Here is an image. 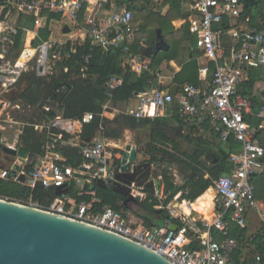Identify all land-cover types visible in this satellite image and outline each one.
Here are the masks:
<instances>
[{"label": "built area", "instance_id": "1", "mask_svg": "<svg viewBox=\"0 0 264 264\" xmlns=\"http://www.w3.org/2000/svg\"><path fill=\"white\" fill-rule=\"evenodd\" d=\"M102 4L99 0L91 3L88 0H3L0 2V13L4 6L8 5L13 8L15 14L32 15L33 26L38 29L45 23V18L41 15L43 11L60 14L63 25L67 26L76 24L83 9V22L88 27L93 44L103 49L123 44V65L135 73L149 70V62L142 55L132 54L126 45L132 41L136 31L131 25L133 10L119 6L103 13ZM242 9L241 0H193L189 3L188 30L195 37L196 48L205 59V64L200 65L198 71L204 84L182 85L177 99L169 92L152 87L136 94L135 101L121 111L137 119H154L173 113L188 126L207 125L222 141L233 134L241 148L228 155L231 172L213 180L216 204L220 208L212 212L210 217H203L199 221L188 217L181 227L176 230L167 229L166 233H162L155 226L143 227L142 221L130 209L116 211L105 206L101 211L93 210V204L98 203L100 199L93 191L86 189V185L97 180L108 183L114 181L117 172L112 165L115 154L108 150L104 139H95L82 149L84 162L77 168H72L65 164V158L55 149L62 133L73 134V122L82 125L92 119L89 112L84 113L78 120L54 116L46 122L34 124L38 130H44L46 133L47 139L42 153L37 156L29 154L25 158L16 157L14 164L9 167L0 163V178L29 188L41 185L55 189L73 183L77 188V196L87 194L91 198L78 201L68 192L61 200L58 199L57 205L39 207L32 202L28 204L129 239L153 250L173 264H264V250L244 252L234 258L237 241L227 233V221L243 228L246 226V215L250 210L257 212L264 228V213L254 196L252 183V176L263 166L264 147L255 136L264 129V100L252 111L250 100L238 93L239 86L248 78L250 67L264 68V32L255 28L240 29L235 25L234 20ZM225 19L233 24L226 31L221 28ZM15 32L14 23H9L8 20L0 21L2 53H5L7 45L12 44V35ZM222 34L233 39L228 56L220 53ZM50 48L48 42L42 44L41 52L46 50L44 72L45 63L58 58L55 53L48 58L47 51ZM27 56L28 53L25 58ZM209 61L213 62L214 67L210 72V79L207 80ZM24 63L17 67L21 69ZM35 72L41 74L38 70ZM121 82L120 77L113 76L108 79L105 93L108 99L111 98L112 90ZM6 106L8 103L5 101L0 104L1 108ZM108 108L109 102L106 101L103 109ZM44 110L49 111L47 107ZM245 116L258 118L259 122L255 126L251 125L244 119ZM53 129H57L58 133L53 132ZM17 136L15 142L10 145L14 148L19 146ZM21 177L23 181H20ZM128 187L129 194L137 200L144 201L149 195L134 183ZM158 193L159 189L152 195L158 198ZM164 226H168L167 221ZM214 233L218 235L217 239ZM192 241L196 245L195 248L188 247Z\"/></svg>", "mask_w": 264, "mask_h": 264}, {"label": "trees", "instance_id": "2", "mask_svg": "<svg viewBox=\"0 0 264 264\" xmlns=\"http://www.w3.org/2000/svg\"><path fill=\"white\" fill-rule=\"evenodd\" d=\"M112 0H106L104 8H108ZM193 0H162L159 4L151 0H114L116 5L133 10L131 25L136 29L134 38L126 45L132 54H142L146 47L145 41L152 39L156 29H159L165 42L168 45L166 50H159L155 55L150 56L149 70H143L140 74L131 71L126 65H123V44L110 49L92 43L89 36L88 27L83 25L82 9L78 15L76 26L83 25L85 37L83 40H68L63 44L53 43L47 51L48 58L53 53L58 54L54 61L52 71L46 76H38L34 72H24L16 81V86L20 82H25V87L17 94V101L30 106L33 111L30 118H26L25 124L18 135L17 144L25 149L31 155H40L46 142V133L44 130H38L34 124L46 122L50 119L45 107L52 111L55 116L62 119L78 120L84 113H91L92 119L88 123H83L79 133V143L73 144L70 141L72 135L62 133L57 141L55 149L65 158V164L72 168L80 166L84 160L82 149L93 140L95 136L107 139H116L120 136L122 128L134 130L147 129L149 140L146 144L145 152L150 156L149 162H176L178 170L183 177V184L178 185L174 182L171 175L165 170L162 171L160 183H162L163 199L159 200L152 194H149L140 205V212L135 214L142 221L145 228L158 227L162 233L167 232L164 222L175 224L181 227L192 211L203 212L205 217H210V213L218 210L220 207L215 203L216 194L213 191V180L219 176L231 172V164L227 158L229 153L240 150L241 145L230 134L225 141H222L218 134L207 125L202 127L188 126L182 123L174 116V124L180 130L184 126L189 127L190 133L195 134L190 138L193 148L190 150H181L179 146L168 141L163 133L167 127V119L157 117L154 119H137L123 113L116 116V120H109L103 116V105L106 101L112 106L124 104L138 93L144 92L156 86V70L163 61L172 60L176 57L177 47L180 45H190L192 51L190 58L185 62L180 70L175 73L174 81L199 85L197 58L201 53L196 48L195 37L188 30L187 18L183 11V4L191 3ZM3 2V0H0ZM85 5V4H84ZM166 7L163 12V8ZM15 34L12 35V44L10 49L14 50V56H17L23 46V36L26 31H33L32 15L15 14L12 7L5 5L0 13V21H6L15 16ZM45 18L42 27L36 29V35L32 40V47H39L44 42H48L51 21L61 20V16L55 12L43 11L41 14ZM237 23H244L250 28L258 31L264 30V0L257 6L243 8L238 16ZM236 23V24H237ZM179 25V26H178ZM223 30L230 28L229 20H224L221 27ZM249 28V29H250ZM150 33L152 35L150 36ZM33 34L30 36V41ZM145 40V41H144ZM145 43V46L142 44ZM6 54L0 49V67L7 63ZM13 64V62H11ZM214 67L213 62H208V77ZM248 78L241 83L238 93L248 98L255 107V100L250 92L256 80V75H263L264 71H258L255 66L248 69ZM122 78L121 84L112 90L111 98L106 97L107 81L110 77ZM180 86V85H179ZM178 86V87H179ZM180 88V87H179ZM35 118L37 121H34ZM251 125L259 122L258 118L245 116ZM207 132L204 139H200L198 134ZM264 129L256 133L261 145L264 147V140L261 139V133ZM53 132L58 133L57 129ZM197 134V135H196ZM258 134V135H257ZM113 153L119 150L112 149ZM158 156L161 159H158ZM113 168L118 171L120 160L113 159ZM254 185V196L256 199H264V174L256 173L252 176ZM69 194L78 201L89 200L90 195L83 194L77 196V188L73 183L68 185ZM86 189L93 191L100 199L98 203L93 204V210L101 211L103 207L108 206L116 211H125L123 207L124 196L114 192L111 188L98 187L96 183L87 184ZM0 198L8 199L24 205L29 202L39 207L57 205L59 200L55 196L54 187H43L36 185L29 188L20 183L3 180L0 178ZM171 201L178 203V208L169 209L167 205ZM162 205L161 209H154V206ZM158 218L161 222H155ZM163 222V224H161ZM227 233L237 241V248L233 254L237 258L244 252L253 253L264 250V228L261 226L255 232L249 233L247 226L240 228L234 223L227 221ZM217 239L218 235L214 233ZM189 248H195L192 241Z\"/></svg>", "mask_w": 264, "mask_h": 264}, {"label": "water", "instance_id": "3", "mask_svg": "<svg viewBox=\"0 0 264 264\" xmlns=\"http://www.w3.org/2000/svg\"><path fill=\"white\" fill-rule=\"evenodd\" d=\"M131 1V0H129ZM243 8L257 6L262 0H241ZM68 27L63 32H68ZM142 51L144 57H150L159 50L168 48L159 29L154 39L146 41ZM46 50L41 52L39 61L31 62V70L44 72ZM9 71H18L19 67L11 64ZM6 71L0 69V77ZM10 77V78H13ZM3 86V84H1ZM13 92H11L12 94ZM50 118L55 114L47 111ZM112 120H116L114 117ZM18 139V136H17ZM129 145L121 149L119 170L114 181L97 180L98 187L111 188L124 196L123 207L131 210V204L142 205L129 194V185L134 183L148 194L159 189L162 172L153 168L151 162L138 160V150ZM30 153L18 146L0 143V163L9 167L16 157L25 158ZM23 177L20 181H23ZM57 199H62L68 192L64 184L54 189ZM175 224H168V230H176ZM0 264H173L160 254L143 247L129 239L103 229L81 223L30 205H24L0 198Z\"/></svg>", "mask_w": 264, "mask_h": 264}, {"label": "crops", "instance_id": "4", "mask_svg": "<svg viewBox=\"0 0 264 264\" xmlns=\"http://www.w3.org/2000/svg\"><path fill=\"white\" fill-rule=\"evenodd\" d=\"M88 1H89V3H91L95 0H88ZM99 1H101L103 3L102 4L103 5V9H102L103 13H107L108 11L119 8V6H120V5L119 6L116 5L114 3V0H112L109 3L108 8H104V3L106 0H99ZM151 1L159 4L162 0H151ZM188 4L189 3L183 4V6H182L183 11L185 12V17L187 18V24H188V15H189ZM165 9H166V7H164L162 11L164 12ZM84 14H85V10H84ZM84 14H83V16H84ZM12 17H13L12 19H11V17L8 19L9 23H12V22H10V19L13 20V23H14L16 16H12ZM236 20H234L235 23H237ZM57 22H62V21L61 20L51 21L49 25L52 26L53 23H57ZM229 22H230V27H232L233 24H231V21H229ZM70 25H72V24H69L67 26L65 25V26L68 27ZM83 25H84V22H83ZM83 25L82 26L72 25L74 30L72 31L71 30L72 26H70V27H68V29H69L68 32H70V30H71V32H73V35L76 36V38L83 40L85 37V34H86L85 30L82 28ZM235 25H237V27H239L240 29H249L250 28V27H248L249 25H245L244 23H240V22L235 24ZM65 26H63V28ZM27 32L30 33V36L33 34V37H35V35H36V32H34V31L28 30V31H26V33ZM68 32H63V33H68ZM262 32H264V30ZM151 35H152V33H150V36ZM154 37H155V35L152 36V39H154ZM32 40H31V43H32ZM144 41H142V44L145 46V43H143ZM232 41H233V39L230 38L228 35H226V34L221 35L220 53H222L223 56L229 55L230 49H231L232 44H233ZM29 42H30V40H29ZM191 51H192V47L188 44L178 46L177 51H176V57L173 58L172 60L161 62L158 69L156 70V84H157L156 86H159L160 89L165 91V92L171 93L176 99L179 96V92H180L182 85H184L188 82L180 83V82L174 81L173 78H174L175 73H177L180 70L181 66L189 60ZM155 54H153V55H155ZM141 55L143 56V53ZM144 58H145V60H147L150 63V57H144ZM196 61H197V66H198V69H197V72H198L200 65L205 64V59H203L200 55ZM255 69L258 71H264V68H262V67H255ZM137 74H140V73H137ZM255 75H256V77H254V78H256V80H255L253 87L251 89V92H250L251 96L255 100V104H254L255 107H252V104H251L252 111H255L257 109V107L259 106V104L264 100V78H263V75L262 74H260L259 76L257 74H255ZM206 79L207 80L210 79V77H208V74L206 75ZM198 81L201 82L199 85L204 84V81H202L201 77L199 76V73H198ZM134 101H135V96H134V98L130 99L128 102H126L124 104H117V106H112L111 104H109V108L103 111V115H104V113L111 114L112 118H107V117L106 118L109 120H112L118 114H121L122 113L121 111L124 110L125 108H127L129 105H131ZM174 116L175 115L173 113L172 114L170 113L167 116H164V118L167 119V127H165L163 133L165 134V137L168 141L176 143L182 151L183 150H190V148L193 147V143H191L189 139L194 137L195 134H192V132L190 133L189 127H187V126H184L182 129L178 130L177 126L173 122ZM81 127H82V125H79L78 123L73 122V124H72L73 134H70V135H72V137L70 138V141L73 144L79 143V133L81 132ZM206 133L207 132L203 131V132H201V134H198V135L196 134V135L199 136L200 139L201 138L204 139L206 137ZM97 137H99V136H95L93 138V140H95ZM255 137L260 142L259 137L258 136H255ZM260 137H261V139L264 140V131L261 133ZM102 139H104L105 143L107 144V148H108V150H110V152L112 149L119 150L118 154L114 153L115 154L114 158L119 159L120 152L122 151L121 149H124L127 145H133L134 144L136 146L139 145V146H137V148L141 147L139 149H143L141 152L143 153V155L148 156L147 161H149L150 156L148 154H146V152H145L146 144L148 142H150L149 134H147V129L145 130V129L140 128L139 130H134V129H130V128H122L120 131V136L118 138H116V139L102 138ZM92 141H90V143ZM111 153H113V152H111ZM139 153L140 152L137 153V159L138 160H140V157H141ZM158 159L160 160L161 157L158 156ZM157 163H159V162H153L152 164H157ZM168 163H170V164L173 163V164L178 165V163H176V162H168ZM258 173L264 174V159H263L262 169ZM174 182L178 185L183 184V182H184L183 177L180 178L177 176V174H175L174 175ZM213 191H214V189H213ZM214 193H215V191H214ZM158 194L160 196V197H158V199L160 200L162 198V183H160ZM256 200L258 202L260 210L262 211V213H264V199L261 198V199H256ZM214 201L216 203V199H214ZM139 207H140V205H139ZM161 208H163L162 205L154 206V209H161ZM167 208L176 209V208H178V203L176 201H171L167 205ZM252 211L255 212V214L258 216V214L255 210H252ZM249 212L250 211H248V213L246 215V226H247L248 232L253 233L256 231L257 228L261 227L262 224H261L260 218H259V223L258 224L256 223V227L254 224V228L250 229L249 223L247 222V216L249 215ZM211 214H212V212L210 213V215ZM188 217L192 218L193 220L199 221L200 219L205 217V215H203V212L195 210V211H192ZM154 221L155 222H159V221L161 222V220H158V218H155ZM167 223L172 224L169 222H167ZM161 224H163V222ZM164 224H165V222H164Z\"/></svg>", "mask_w": 264, "mask_h": 264}, {"label": "rangeland", "instance_id": "5", "mask_svg": "<svg viewBox=\"0 0 264 264\" xmlns=\"http://www.w3.org/2000/svg\"><path fill=\"white\" fill-rule=\"evenodd\" d=\"M12 18L13 17H11V19ZM11 19L10 22L13 23V20ZM63 26L64 25L62 22L53 23L52 26L49 25L50 35H49L48 43L50 45L53 43L63 44L68 40L74 41L79 39L73 35V32H71V30L72 31L74 30L72 25H70L72 26V28L68 33H63ZM33 31L36 32L35 28ZM29 39H30V33L25 32L23 36V46L17 56H14L15 51L10 49L11 44L5 47V54H6L5 61L10 63L13 62L15 66H21L22 63H24L29 59L27 62L23 64L22 68L20 67L21 69H19L18 71H14L15 73V76L13 77L14 80H12L10 77L7 78L0 77V104H2V102L4 101L8 103V106H6L5 108H0V143L6 145H11L15 142V136L19 135L22 126L27 121L26 118H30V115L33 111V109L30 106L25 105L24 103H20L16 99L18 92L25 87V82H20L18 86H16L15 84L16 81H20L19 78H21V75L24 72H29L31 70V62L33 60L40 59L42 45L39 47H32V43L31 41L29 42ZM27 53L28 56L25 58V55ZM53 65H54V60L53 61L51 60L45 63V72L43 74H37L35 71L33 72L38 76H42V77L46 76L49 72L52 71ZM1 84H3V86ZM4 89L7 90L4 91ZM11 92L13 93L11 94ZM103 116L105 118L106 117L112 118V115L109 113H104ZM33 119L34 121H37L35 118ZM99 138L100 137H97L96 139ZM129 146L130 147H128L127 151H130L131 148L133 147L134 149L138 150V152H140L139 153L141 156L140 160H148V156L143 155V153L141 152L143 149H139L141 147L137 148V146L139 145L136 146L133 144ZM192 148L193 147H191L190 149ZM153 167H155L158 171L161 172L165 170L167 174L172 176L173 179L175 174H177V176L180 178L182 177L181 172L178 170V165L173 163L170 164L167 162V160L160 161L159 163L154 164ZM162 199L163 196L161 200ZM131 211L134 213L140 212V207L132 203ZM257 217L258 216L255 214V212L250 210L249 215L247 216V222L249 223L250 229L254 228V224L256 227V223L257 224L259 223V217L258 218Z\"/></svg>", "mask_w": 264, "mask_h": 264}, {"label": "flooded vegetation", "instance_id": "6", "mask_svg": "<svg viewBox=\"0 0 264 264\" xmlns=\"http://www.w3.org/2000/svg\"><path fill=\"white\" fill-rule=\"evenodd\" d=\"M7 62V61H6ZM11 65L10 62H7L4 66H1L0 69L4 70L7 72L6 76L3 77V78H7V77H12L14 74H13V71H9L8 68H6L7 66ZM14 77V76H13ZM154 165V164H152ZM154 169H156L155 167H153ZM157 170V169H156ZM137 205V204H136ZM138 206V205H137Z\"/></svg>", "mask_w": 264, "mask_h": 264}]
</instances>
